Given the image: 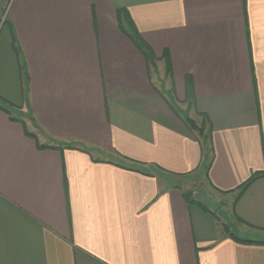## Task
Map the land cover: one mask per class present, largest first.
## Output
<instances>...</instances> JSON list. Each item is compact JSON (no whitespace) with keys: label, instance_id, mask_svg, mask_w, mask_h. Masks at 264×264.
Returning <instances> with one entry per match:
<instances>
[{"label":"crops","instance_id":"0c3cea01","mask_svg":"<svg viewBox=\"0 0 264 264\" xmlns=\"http://www.w3.org/2000/svg\"><path fill=\"white\" fill-rule=\"evenodd\" d=\"M0 264H264V0H0Z\"/></svg>","mask_w":264,"mask_h":264},{"label":"trees","instance_id":"16d2710c","mask_svg":"<svg viewBox=\"0 0 264 264\" xmlns=\"http://www.w3.org/2000/svg\"><path fill=\"white\" fill-rule=\"evenodd\" d=\"M124 13V14H123ZM118 16H119V20H120V25L122 27V29L130 36L132 37V39L135 41V43L138 45V47H140L146 54V58L149 60V62L151 64H154L155 62V56L153 53V50L150 48V46L142 39L139 31L137 30L134 22L132 21L130 15H128L126 13V11H122L119 10L118 12ZM126 21L127 23V28H125L123 26V21ZM170 69V67L168 66V70ZM190 101H192L194 99L193 97V88H192V84L189 87V97ZM186 121V123H188V125L192 128V129H196L199 130V132L201 134H203L204 131V124L202 125V127H199L197 124H195V122L190 119L189 117H185L184 119ZM69 148H74L73 145H68ZM85 151H89L86 148H81ZM261 173H256L254 174L249 180L248 182H246V184L244 185V187H246L249 183H251L253 180H255L256 178H258L259 176H261ZM192 195V194H191ZM193 200H195L194 198H192ZM243 241H252V240H246V239H242Z\"/></svg>","mask_w":264,"mask_h":264},{"label":"water","instance_id":"95a60500","mask_svg":"<svg viewBox=\"0 0 264 264\" xmlns=\"http://www.w3.org/2000/svg\"><path fill=\"white\" fill-rule=\"evenodd\" d=\"M193 196L197 201L203 202L210 210L214 212L219 211L223 206V203L221 201L214 199L205 190H195L193 192Z\"/></svg>","mask_w":264,"mask_h":264},{"label":"rangeland","instance_id":"374dc122","mask_svg":"<svg viewBox=\"0 0 264 264\" xmlns=\"http://www.w3.org/2000/svg\"><path fill=\"white\" fill-rule=\"evenodd\" d=\"M186 104V103H185ZM184 107H186V105H184ZM194 113V112H192ZM183 184H185L187 187H189L191 190H199L198 188H200L202 186L201 181L198 182L197 180H192V179H188L186 182H183Z\"/></svg>","mask_w":264,"mask_h":264}]
</instances>
